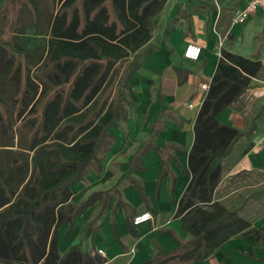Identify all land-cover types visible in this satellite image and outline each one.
I'll use <instances>...</instances> for the list:
<instances>
[{
    "label": "trees",
    "instance_id": "obj_1",
    "mask_svg": "<svg viewBox=\"0 0 264 264\" xmlns=\"http://www.w3.org/2000/svg\"><path fill=\"white\" fill-rule=\"evenodd\" d=\"M167 3L168 0H6L0 10L4 21L0 63L6 61L7 77L17 78L16 94L34 97L35 103L14 128L0 93V124L12 137L16 129L19 133L28 129L24 149L39 151L36 156L41 159L36 161L31 180L25 183L20 174L29 170L30 155L20 152L7 162L0 156V264H96L97 258H89L80 245L61 258L57 233L68 226L69 234L77 218L103 195L94 193L85 201L70 204L72 189L86 181L91 170L102 172L116 141L112 130L128 122L131 80L142 61L156 49L149 43ZM25 10L32 15V30L46 39L44 54L37 61L19 43ZM172 23L177 25L178 20ZM6 45L9 50H5ZM258 54L259 51L253 59H247L222 51L195 123V142L189 154L191 182L175 216L182 220L190 240L180 242L170 254L159 252L147 264H192L211 257L234 237L254 235L261 240V232L249 221L215 200L223 160L243 137L242 132L221 124L218 118L239 100L260 72ZM47 60L49 71L67 64L77 67L68 80L40 89L31 75L32 68ZM162 129V122H157L154 137ZM171 149L158 148L152 140L133 157L132 165L143 169L139 161L146 153L161 152V178L171 177L173 195L176 179L169 168L174 159ZM130 181L147 201L142 184L133 178ZM94 224L90 222L82 233H90ZM113 229L116 231L115 221Z\"/></svg>",
    "mask_w": 264,
    "mask_h": 264
},
{
    "label": "crops",
    "instance_id": "obj_2",
    "mask_svg": "<svg viewBox=\"0 0 264 264\" xmlns=\"http://www.w3.org/2000/svg\"><path fill=\"white\" fill-rule=\"evenodd\" d=\"M5 2L0 0V10ZM166 9L167 5L163 13ZM163 13L149 43L156 49L142 61L131 80L128 122L112 130L116 141L105 158L102 172L91 170L86 181L72 189L70 204L85 201L94 193L103 195L77 218L69 234L68 226L58 231L60 257L80 245L89 258H97L96 264H147L159 252L170 254L180 242L190 240L182 220L175 216L191 182L189 154L195 142V123L206 97L201 87L211 84L222 51L247 59H253L259 51L260 72L239 100L218 118L221 124L242 132L243 137L223 160L215 200L249 221L252 228L261 232V240L257 241L254 235L234 237L211 257L192 264H264V26L258 27L255 47L247 55L241 52L243 34L238 35L264 14L252 17L244 26H233L231 17L230 26L223 27L203 10H195L188 17L178 14L166 22ZM175 19L177 25L172 23ZM191 43L202 48L197 62L184 58ZM190 104L194 107L190 108ZM157 122H162L163 129L154 137ZM152 140L158 148L173 147L170 153L174 159L169 164L176 179L173 195L171 177L161 178V152L146 153L139 161L143 169L132 165L133 157ZM130 178L142 184L147 201ZM144 213H151L153 220L129 226V221ZM92 221L94 230L83 234V228ZM100 250L104 254H99Z\"/></svg>",
    "mask_w": 264,
    "mask_h": 264
},
{
    "label": "rangeland",
    "instance_id": "obj_3",
    "mask_svg": "<svg viewBox=\"0 0 264 264\" xmlns=\"http://www.w3.org/2000/svg\"><path fill=\"white\" fill-rule=\"evenodd\" d=\"M237 4L233 0H168L167 9L163 13V20H168L171 17L179 15H191L195 10L207 12L209 15L216 18L218 26L228 27L231 24V17L233 12L236 10ZM23 13V12H22ZM44 15V13H43ZM42 18H45L46 15ZM32 15L30 12L25 10L23 20L21 21V35L19 37V43L26 48L27 52L34 56L37 61L38 58L44 54L45 41L42 36L36 34L31 28ZM41 21V19H40ZM4 24L3 17L0 16V32L1 26ZM264 26V17L258 18L251 22L247 30L244 33L238 32V35L243 34L244 41L241 52L249 54L250 51L255 47L256 36L258 34V27ZM7 37L6 34H4ZM256 38V40H255ZM230 43H233L232 41ZM231 44H229L230 46ZM5 50H9L8 46H4ZM46 53V51H45ZM46 55V54H45ZM46 57V56H45ZM41 63V62H40ZM49 61L47 60L44 64L38 65V67L32 68L33 79L40 84V89L49 86L52 83L68 80L76 69V64H67L59 66L49 71L47 69ZM6 61L3 60L0 63V93L2 94L8 112L10 115L11 122L14 128H17L19 123L22 121L23 116L26 112L31 111L34 106L35 98L29 95L19 96L16 94L17 91V78L7 77L6 72ZM28 133V129H25L23 133H19L15 130V136H9L5 133L3 126L0 124V156L5 162L10 161L16 154L20 152H26L30 155L29 170L24 171L20 174V179H25V183L31 180L32 173L36 161H38L36 155L38 152H29L24 149L26 146L25 135ZM11 210H14L11 209Z\"/></svg>",
    "mask_w": 264,
    "mask_h": 264
},
{
    "label": "built area",
    "instance_id": "obj_4",
    "mask_svg": "<svg viewBox=\"0 0 264 264\" xmlns=\"http://www.w3.org/2000/svg\"><path fill=\"white\" fill-rule=\"evenodd\" d=\"M237 3L239 4V9H237L235 13H233V26H244L246 23H248V21L252 19V17L257 16L260 13L264 14V0H237ZM221 47H223V43H221ZM201 55V46L195 43H191L187 46L185 50L184 58L186 60L197 62L200 60ZM220 57L222 58V54H220ZM201 88L204 92L207 93L210 87L208 84H204ZM193 107V104H190V108ZM151 220H153L152 214L144 213L140 216L135 217L133 223L135 226H139L144 223L150 222ZM99 254H104V251L100 250Z\"/></svg>",
    "mask_w": 264,
    "mask_h": 264
}]
</instances>
